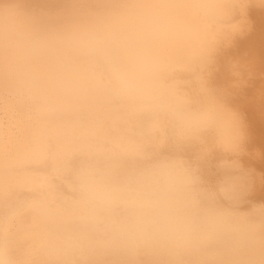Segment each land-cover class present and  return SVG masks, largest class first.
<instances>
[{"label": "bare ground", "instance_id": "bare-ground-1", "mask_svg": "<svg viewBox=\"0 0 264 264\" xmlns=\"http://www.w3.org/2000/svg\"><path fill=\"white\" fill-rule=\"evenodd\" d=\"M0 264H264V0H0Z\"/></svg>", "mask_w": 264, "mask_h": 264}]
</instances>
